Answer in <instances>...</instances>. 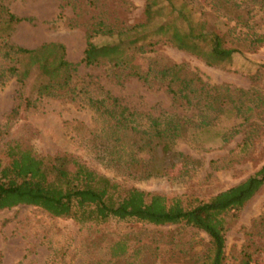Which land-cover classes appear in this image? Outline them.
Wrapping results in <instances>:
<instances>
[{"label": "rangeland", "instance_id": "obj_1", "mask_svg": "<svg viewBox=\"0 0 264 264\" xmlns=\"http://www.w3.org/2000/svg\"><path fill=\"white\" fill-rule=\"evenodd\" d=\"M176 12L165 10L167 20L178 19L182 11L193 20L206 19L212 28L228 32V42L239 49L233 61L209 66L192 54L161 42L148 47V53L130 65L144 71L183 64L197 71L212 86L220 87L206 110L199 105L174 102L164 83L128 76L129 69L110 65L79 67L76 92L60 97L38 98L37 89L45 81L33 69L21 87L9 69L15 66L4 58L0 47V141L18 142L40 155L70 153L97 171L117 180L124 187H138L167 196H194L209 199L255 174L264 165V46L254 41L264 34V0H226L219 10L218 0H170ZM20 23L12 43L37 49L48 43L66 47L67 59L81 63L88 31L100 21L120 31L146 22L147 0H3ZM178 24H182L178 20ZM153 40V39H152ZM106 39H95L103 44ZM152 51V52H150ZM106 93L120 99L141 114L144 124L151 118L177 117L189 130L192 123L209 122L207 129L190 130L174 145L164 176L142 179V174L111 166L103 149L113 144L105 134L107 124L89 105V97L104 98ZM226 98L225 113L218 102ZM18 108L17 116L11 113ZM204 130V131H203ZM124 144L131 143L128 138ZM174 153L176 157L174 156ZM142 158L149 154L141 152ZM264 218V187L246 205L227 233L229 263L243 253L252 254V264H264V236L250 237L254 224ZM119 240L131 247L124 262L133 261L141 251L140 264H198L209 244L208 236L192 227H156L137 223L111 222L81 228L72 220L55 219L34 207L0 212V264H112L109 249Z\"/></svg>", "mask_w": 264, "mask_h": 264}, {"label": "trees", "instance_id": "obj_2", "mask_svg": "<svg viewBox=\"0 0 264 264\" xmlns=\"http://www.w3.org/2000/svg\"><path fill=\"white\" fill-rule=\"evenodd\" d=\"M225 2L218 0L213 9L219 10L218 5L224 6ZM168 9L170 14L177 10L170 0H147L146 22L120 31L108 28L100 21L88 31L84 58L75 64L67 59L63 44L48 43L37 49L13 44L12 35L18 25L30 19L18 17L0 0V47L5 51L4 58L16 63L9 73L21 87L30 79L33 69L45 79L37 89L39 99L76 92L73 87L81 65H110L115 69L130 68L128 76L145 83L149 84L151 80L164 83L174 102L196 106L195 102L199 105L202 98L206 110L211 111L214 101L218 100L216 96H222L219 94L222 89L210 85L197 71L183 64L162 69L151 66L146 71L139 65H130L138 59L136 56L148 53V47L161 42L201 58L209 66L228 64L239 53L238 48L229 45L228 32L212 28L204 18L193 20L182 11L178 19L167 20L162 14ZM178 20L182 24L179 25ZM97 38L109 41L97 44ZM254 44L264 46V34ZM88 100L107 124L105 134L113 139V144L103 149L105 156L109 157V164L129 175L133 172L142 174V179L164 176L176 141L190 130L196 132L210 126L209 122L192 123L189 130L182 119L173 116L150 117L144 124L140 120L141 114L108 93L104 98L91 96ZM226 102V98L219 100V113H225ZM18 112V108L14 109L11 116H17ZM125 138L131 143L124 144L122 140ZM141 152L149 154V158H142ZM263 187L264 165L245 181L209 199L167 196L138 187H124L70 153L40 155L21 143L2 144L0 141V212L34 207L52 218L72 220L81 228L111 222L192 227L209 238L206 252L198 264H230L226 251L227 233ZM250 231V237H263L264 218L258 220ZM109 250L108 262L121 264L129 257L131 247L127 241L119 240ZM141 256L140 250L135 251L133 261L125 264H140ZM252 262V254L245 251L243 257L233 264Z\"/></svg>", "mask_w": 264, "mask_h": 264}]
</instances>
